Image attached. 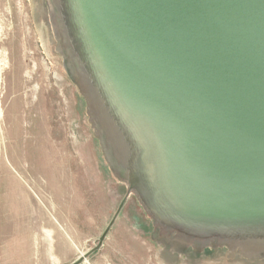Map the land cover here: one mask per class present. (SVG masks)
<instances>
[{
	"label": "water",
	"instance_id": "1",
	"mask_svg": "<svg viewBox=\"0 0 264 264\" xmlns=\"http://www.w3.org/2000/svg\"><path fill=\"white\" fill-rule=\"evenodd\" d=\"M94 206L152 264H264V0H28Z\"/></svg>",
	"mask_w": 264,
	"mask_h": 264
},
{
	"label": "rangeland",
	"instance_id": "2",
	"mask_svg": "<svg viewBox=\"0 0 264 264\" xmlns=\"http://www.w3.org/2000/svg\"><path fill=\"white\" fill-rule=\"evenodd\" d=\"M105 228L48 73L29 2L0 0V264H69L95 246ZM78 264L152 263L108 230L101 246Z\"/></svg>",
	"mask_w": 264,
	"mask_h": 264
},
{
	"label": "crops",
	"instance_id": "3",
	"mask_svg": "<svg viewBox=\"0 0 264 264\" xmlns=\"http://www.w3.org/2000/svg\"><path fill=\"white\" fill-rule=\"evenodd\" d=\"M62 247H68V249L71 248L70 244H62Z\"/></svg>",
	"mask_w": 264,
	"mask_h": 264
}]
</instances>
